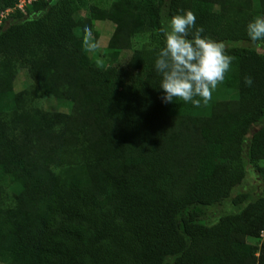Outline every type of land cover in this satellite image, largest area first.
I'll list each match as a JSON object with an SVG mask.
<instances>
[{
  "label": "trees",
  "instance_id": "1",
  "mask_svg": "<svg viewBox=\"0 0 264 264\" xmlns=\"http://www.w3.org/2000/svg\"><path fill=\"white\" fill-rule=\"evenodd\" d=\"M137 1L153 45L116 19L103 62L87 49L109 13L89 0H38L0 24V177L17 190L0 185L1 264H264V241L247 242L264 232V40L247 31L264 0ZM185 10L233 58L199 107L165 103L155 69ZM248 170L258 193H236Z\"/></svg>",
  "mask_w": 264,
  "mask_h": 264
},
{
  "label": "clouds",
  "instance_id": "2",
  "mask_svg": "<svg viewBox=\"0 0 264 264\" xmlns=\"http://www.w3.org/2000/svg\"><path fill=\"white\" fill-rule=\"evenodd\" d=\"M192 29L195 31L189 39ZM85 31L87 45L91 32ZM247 31L253 42L264 40V17H256L249 23ZM161 32L165 37V47L158 54L155 69L162 76L163 101L170 103L179 99L199 107L201 100L194 97H200L206 104L233 60L225 54V44L203 36L204 29L196 27V16L191 10L173 16L170 30L161 28ZM245 83L250 86L251 78L246 77Z\"/></svg>",
  "mask_w": 264,
  "mask_h": 264
},
{
  "label": "rangeland",
  "instance_id": "3",
  "mask_svg": "<svg viewBox=\"0 0 264 264\" xmlns=\"http://www.w3.org/2000/svg\"><path fill=\"white\" fill-rule=\"evenodd\" d=\"M90 4L97 6L101 9H105L109 13V19L105 21H95L94 28L99 34V39L96 46L90 45L87 49L92 59L103 62L108 61V44L115 31L116 19L125 20L132 25L134 32V45L137 48H146L153 45L152 30L149 24V20L142 11L139 2L137 0H89ZM82 16H89L87 11L80 13ZM79 16H77L78 18ZM257 49L260 53L264 54V43L258 44ZM26 71L21 72L15 80V88L20 91L24 88V82L26 81ZM40 106L46 110H57L54 102L42 101ZM260 166L264 167V160L260 161ZM248 178L245 182L236 189V193L250 192L258 193V185L260 181L253 175L252 170H248ZM1 176V175H0ZM6 186L8 192L17 191L14 185H12L8 179L0 177V185ZM235 193V194H236ZM234 194V195H235ZM231 201H227L222 205H218L207 209L206 222L208 224L215 223L221 216L226 213L235 211ZM57 222L61 221V217H57ZM264 241V232L260 239L248 238L247 242L252 245H261ZM1 264V263H0Z\"/></svg>",
  "mask_w": 264,
  "mask_h": 264
},
{
  "label": "built area",
  "instance_id": "4",
  "mask_svg": "<svg viewBox=\"0 0 264 264\" xmlns=\"http://www.w3.org/2000/svg\"><path fill=\"white\" fill-rule=\"evenodd\" d=\"M38 0H19L18 3L12 8H8L0 13V24L3 20L7 19L12 13L17 11L25 12L26 8L31 5L33 2Z\"/></svg>",
  "mask_w": 264,
  "mask_h": 264
}]
</instances>
